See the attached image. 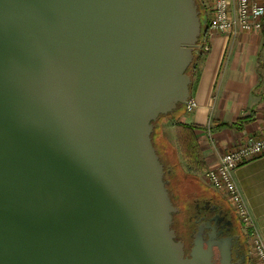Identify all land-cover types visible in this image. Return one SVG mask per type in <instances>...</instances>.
I'll return each instance as SVG.
<instances>
[{
  "label": "water",
  "instance_id": "water-1",
  "mask_svg": "<svg viewBox=\"0 0 264 264\" xmlns=\"http://www.w3.org/2000/svg\"><path fill=\"white\" fill-rule=\"evenodd\" d=\"M200 34L196 0H0V264H234L176 238L152 143Z\"/></svg>",
  "mask_w": 264,
  "mask_h": 264
},
{
  "label": "crops",
  "instance_id": "crops-1",
  "mask_svg": "<svg viewBox=\"0 0 264 264\" xmlns=\"http://www.w3.org/2000/svg\"><path fill=\"white\" fill-rule=\"evenodd\" d=\"M208 45L198 51L193 71L190 95L196 107L180 116L197 126L206 169L225 151L264 133V16L260 30L216 32ZM233 178L250 216L247 230L264 242V155L236 167Z\"/></svg>",
  "mask_w": 264,
  "mask_h": 264
},
{
  "label": "built area",
  "instance_id": "built-area-1",
  "mask_svg": "<svg viewBox=\"0 0 264 264\" xmlns=\"http://www.w3.org/2000/svg\"><path fill=\"white\" fill-rule=\"evenodd\" d=\"M263 16L262 0H210L208 21L200 34L196 52L208 50V40L213 33L238 34L260 30ZM183 106L186 112L192 111L196 107V101L190 95ZM261 155H264V133L250 137L225 151L214 166L205 170L203 176L209 186L223 193L224 199L234 209L246 230L250 216L234 181L233 171L239 165ZM248 235L251 253L264 263L263 240L251 232Z\"/></svg>",
  "mask_w": 264,
  "mask_h": 264
},
{
  "label": "trees",
  "instance_id": "trees-1",
  "mask_svg": "<svg viewBox=\"0 0 264 264\" xmlns=\"http://www.w3.org/2000/svg\"><path fill=\"white\" fill-rule=\"evenodd\" d=\"M198 3V8L200 10V20H201V32H203L205 25L208 21V15L205 12L204 6L202 4H199L198 0H196ZM200 41V39H199ZM200 59V54L198 52L195 53L193 62L189 65L187 68V73L191 77V84H192V78L193 74L190 71H194L197 62ZM190 84V87H191ZM184 112V106H180L173 112L160 116V118L166 117L170 119L173 122V125L175 126L176 134H175V142L177 145V148L179 150V153L181 155L182 160L184 161V168H182L180 161L178 159V155L175 151V149L170 145V143L163 138H157L156 133L157 129L154 127L153 133H152V143L154 145V148L156 150V153L158 154L159 160L163 163L164 169H165V175L164 178L166 180V187L169 192L171 200L174 205H178L175 203L177 186L180 184H173L174 181H177L181 179H197V173L202 172L206 169V161L204 159L201 146L198 142V138L196 133L194 132V129L197 128L194 124H188L183 122L180 119V116ZM155 125V124H154ZM169 170L167 172L166 170ZM178 180V182H179ZM168 182H170V185H168ZM174 186L175 191H173L170 187ZM173 193V195H172ZM177 213L173 215V223L172 227L175 230L176 238L183 241V238L178 233V230L175 227L174 224V217ZM182 223L188 227V222L185 218H183ZM186 232H184L185 234ZM246 233L248 234L249 231L246 230Z\"/></svg>",
  "mask_w": 264,
  "mask_h": 264
},
{
  "label": "flooded vegetation",
  "instance_id": "flooded-vegetation-1",
  "mask_svg": "<svg viewBox=\"0 0 264 264\" xmlns=\"http://www.w3.org/2000/svg\"><path fill=\"white\" fill-rule=\"evenodd\" d=\"M194 192L184 205H181L175 199V203L178 204L176 213H182L183 211V216L184 213L187 215L191 241L192 234L199 227H201L205 239L217 240L233 237L231 246L232 262L234 264H246L248 257L241 220L230 209V206L221 197L214 196L210 189L197 188ZM184 246L187 252L191 245L187 247L184 241ZM213 250L214 261L218 263L219 252L216 246H213Z\"/></svg>",
  "mask_w": 264,
  "mask_h": 264
},
{
  "label": "rangeland",
  "instance_id": "rangeland-1",
  "mask_svg": "<svg viewBox=\"0 0 264 264\" xmlns=\"http://www.w3.org/2000/svg\"><path fill=\"white\" fill-rule=\"evenodd\" d=\"M199 4H202L204 6L205 12L208 15L209 13V4H210V0H198ZM192 74L194 73L193 71H190ZM184 112H186L184 110ZM181 114V117L183 115V113ZM154 127L157 129V133L156 136L157 138H163L166 139L170 145L175 149L177 155H178V159L180 161V164L182 166V168H184V162L183 160H181V156L179 154V150L177 148V145L175 143V134H176V130H175V126L173 125V122L166 118H158L155 122H154ZM204 172H201L202 175L204 176ZM177 181H174L173 184H179L177 186V191L175 192L176 194V200L181 203V205H184L186 203V201L189 200V197L191 194H194L195 190H197V188H203V189H210L213 192V195L216 197H221L222 200L227 203V201L223 198V193L219 190H216L214 188H212L211 186H209L204 179H202L201 175H197V179L193 180V179H181L179 180L178 178L176 179ZM179 180V182H178ZM168 185H170V182H168ZM173 191H175L176 189H174V186L170 187ZM176 202V201H175ZM228 204V203H227ZM229 205V204H228ZM230 206V205H229ZM232 207L230 206V209ZM232 210V209H231ZM238 217V216H237ZM183 218H185L187 220V215L186 213H184L183 216V211L182 213L179 212L175 215L174 217V224L176 229L178 230V233L181 235V237L183 238V241H185V244L187 247H189L191 245V236L189 235V225L188 227H186V225H184L182 223ZM189 224V221H187ZM243 225V224H242ZM243 227V234L245 237V241H246V250H247V263L246 264H264L263 262L259 261L250 251L249 249V242H250V236L246 233V228ZM184 232H186L184 234Z\"/></svg>",
  "mask_w": 264,
  "mask_h": 264
}]
</instances>
